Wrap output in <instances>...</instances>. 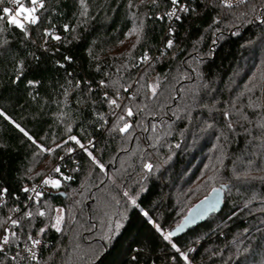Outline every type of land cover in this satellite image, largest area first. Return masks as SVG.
Returning <instances> with one entry per match:
<instances>
[{"label": "trees", "instance_id": "trees-1", "mask_svg": "<svg viewBox=\"0 0 264 264\" xmlns=\"http://www.w3.org/2000/svg\"><path fill=\"white\" fill-rule=\"evenodd\" d=\"M86 4L85 17L79 0H52L49 20L27 26L30 38L0 24V111L8 117L0 116V189L8 190L0 236L12 209L26 210L22 188L59 165L73 179L46 193L45 217L23 218L18 231L25 241L46 228L52 246L45 264H186L154 223L167 233L219 188L223 207L172 242L188 254L187 264H264V0L230 9L193 0L195 10L173 27L170 49L167 17L159 19L169 0ZM45 28L64 41L43 37ZM145 53L152 59L134 66ZM142 74L140 83L159 84L157 95L145 88L131 102L128 134L110 131L115 120L104 93L114 98L112 81L127 86ZM99 114L108 121L103 127ZM69 136L93 141L104 169L65 144ZM57 208L64 209L60 232L51 227ZM8 257L1 264H15Z\"/></svg>", "mask_w": 264, "mask_h": 264}, {"label": "snow or ice", "instance_id": "snow-or-ice-1", "mask_svg": "<svg viewBox=\"0 0 264 264\" xmlns=\"http://www.w3.org/2000/svg\"><path fill=\"white\" fill-rule=\"evenodd\" d=\"M153 4L157 2V0H152ZM224 7L226 8H232L234 5L231 2V0H221ZM240 3H247L248 0H239ZM5 3V0H0V5H3ZM8 4L13 5L14 7H7L3 6L0 7V24L5 23L9 27H14L18 30H20L26 38H30L31 33L29 32L28 25L30 26H37L42 23V21L49 20V15L51 13V8L47 6V4L52 3V0H27V5L22 2V0H7ZM169 3L172 6V10L165 13L166 17H174L176 20H181V15L179 13L188 14L191 11H194V8H191L189 4L181 3V0H169ZM79 4L82 7L83 11L80 13L81 16H87V4L86 0H79ZM129 7H133L131 3H129ZM264 15V13H262ZM165 16L159 17V19H164ZM264 23V20L261 21ZM65 32H75V27L70 28L68 24H65L64 26ZM6 29L2 26H0V33H3ZM142 30L141 28H133V33H139ZM42 36L49 38L51 40H54L56 42H63L64 37H61L60 35L56 34L55 30L52 29H43L42 30ZM131 34V33H130ZM173 34L172 30L170 29V35ZM75 38V37H74ZM139 41H137L138 43ZM7 43V41H5ZM45 43H47V39L45 40ZM174 41L172 39H168L166 42L165 47L170 49L173 47ZM135 47V45H133ZM131 55V53H129ZM65 60L71 61V57H65ZM152 58L148 56L146 53L143 54L136 65L138 67L140 64H145L149 62ZM22 71V65L20 66V69ZM17 80H19V76L16 77ZM144 79V75L142 74L134 84H128L127 86H124L120 83L119 80H114L111 83V87L116 89L115 97L113 98L110 96L107 92L104 93V96L102 97V102H106L108 107L113 109V116H114V124L109 129L112 132H119L120 134H128L130 129L133 128V123L130 122L127 118H131L135 115L134 108L131 106V102L135 101L140 92L143 91L145 88L151 92V95L155 97L157 95V89L159 87L158 83H152V84H143L140 83L141 80ZM30 84H34L35 82L30 81ZM79 87V84L77 85ZM101 87H109V85H106L104 81H100ZM138 86V87H137ZM134 91H130V89H134ZM121 89L124 93H128L127 97H124L121 95ZM89 90L91 91V87L89 86ZM120 101H124V103H120ZM139 107L138 105L136 106ZM119 109L120 113H117L115 110ZM0 116L8 118L6 114L3 111H0ZM98 118L100 121H102V127L104 124H107V119L102 115L99 114ZM122 125V126H121ZM16 127L22 132L25 136L28 137L29 140H33V138L19 125L16 124ZM154 128V126H153ZM68 131L71 132V127L68 128ZM69 142H73L75 145L79 146L81 150H83L87 156L91 159L92 163L99 167L101 170L104 169V165L97 160V158L93 155V151L91 149H94L95 144L93 141H89L88 145H85L81 142L80 139H78L76 136H69L68 140H66L64 143L67 144ZM33 143L35 141L33 140ZM178 146V145H177ZM38 147L41 148V151L43 152H54L56 149H47L43 146L38 145ZM64 146L62 144H58L56 148H63ZM68 154H71L74 149L73 148H67L65 150ZM63 159V157H61ZM144 168L151 172L153 169V165L151 163H145ZM73 171H79V169H73ZM54 172L60 174V178L57 179H51V178H45L43 180V185H51L53 188H59L61 187V180L63 181H70L73 179L72 176L63 175L61 172V168L59 166H56L54 168ZM39 175V173H38ZM22 191L25 193H34L33 195H29L27 199L31 201L29 205L26 206V210L21 213V215L15 219H13L11 216L8 217L7 221H4L3 223H9V227L4 228V235L0 237V257H6L8 248L11 247L17 240L18 236L13 229L17 228H23L24 226L21 224V220L25 217L32 218L33 215H38L39 217H45L46 212L44 210H41L42 208V201L41 198L43 197V192L38 191L37 188H31L28 187L22 188ZM8 190L6 188L0 189V200H3L4 197L7 195ZM127 195V193H125ZM133 205L136 204V201L132 200ZM34 206H40L35 208V212L30 210ZM13 212H20L19 208L12 209ZM57 215L54 217V223H52L51 227L54 228L57 232L62 231L61 224L63 221V208H57L55 209ZM145 216H147V213H144ZM191 215V214H190ZM50 219H53L50 216ZM185 223H187V218H185ZM0 227H2V224H0ZM119 227V225H117ZM184 227V224H181L178 226L174 231H168L165 233L161 226L159 224L154 223L155 230L163 237L165 241H168L171 248L174 249L177 253H179L180 257L186 262H188V254L186 252H182L180 248L177 246L176 243L172 242V238ZM46 232V228L41 227L38 230V234L43 235ZM27 242H30V247L26 246L23 251L28 253L27 256L21 257L20 252H17L15 255L8 257L9 260L18 262V257L20 259H30V260H37V255L34 249H36L38 246H40L41 241L39 239H35L31 232L27 233ZM26 242V244H27ZM175 259V257H173Z\"/></svg>", "mask_w": 264, "mask_h": 264}, {"label": "built area", "instance_id": "built-area-1", "mask_svg": "<svg viewBox=\"0 0 264 264\" xmlns=\"http://www.w3.org/2000/svg\"><path fill=\"white\" fill-rule=\"evenodd\" d=\"M192 1H193V0H181V3H182V4L187 3V4H189L190 7H191V3H192ZM215 1H217L218 3H220L221 5H223V3L221 2V0H215ZM248 1H250V0H248ZM231 2H232L233 5H234L233 7H238V6H242V5L245 4V3H240L239 0H231ZM223 6H224V5H223ZM7 7H14V6L11 5V4H7ZM171 10H172V8H171ZM171 10H170V11H171ZM178 14L181 15V17H182L181 20H176L174 17H167V20H168V28H167L166 34H167V36L170 37V38H168V39H172L173 41H174V39H173V37H172L173 34L170 35V29L172 30V33H173V27H174L177 23L181 22L182 19L184 18V16L186 15V14H184V13H179V12H178ZM165 17H166V16H165ZM173 45H174V44H173ZM162 49H163V47H162ZM109 113H112V111H109ZM77 164H79V161H76V162H75V165H77ZM58 166H59V165H58ZM59 167H60V166H59ZM64 169H65L66 172L61 168V172L63 173V175H67V176H69L68 173L71 172V169H69L68 166H65ZM45 178L57 179V178H60V174L55 173V172H54V173H50V174L46 175L45 177H43L38 183L33 184V185H27V186H26V187H28L29 189L35 187V188H37L38 191H42L43 194H44L43 197L41 198V201H42V202H43V198H44V196H45L46 193H48L49 191H51V190H53V189H57V188H53V187H51V185H43V180H44ZM62 181H63V180H61V182H62ZM24 194H25L27 197H28L29 195H33V196H34V193H25V192H24ZM30 203H31V201H29V200L27 199V204L29 205ZM10 216H11L13 219H15V218L19 217L20 214H19V212H13V213L10 214ZM7 227H9V223H6V225H5L4 228H7ZM19 229H20V228L13 229V231H15V232L17 233V236H18V231H19ZM3 235H4V229H3L2 234H1L0 237H2ZM32 235H33V237H34L35 239H39V240L41 241L40 246H38L36 249H34V251L36 252V255H37V260L33 261V260H30V259H20V258L18 257V262H15V264H45L46 254H47L48 250L51 248L52 243H51V241H50L49 239H47L46 237H44V236H42V235H36V234H32ZM26 242H27V238H26L25 241H22V240H20V238L18 237V240H17V241L11 246V247L8 248L7 256H8V255L13 256V255H15L17 252H20V256H21V257L27 256L28 253L24 252L23 249H24L26 246L30 247L31 245H30V242H27V244H26ZM193 250H194V248H191V249H190V252H192ZM3 258H4V257H0V264H1Z\"/></svg>", "mask_w": 264, "mask_h": 264}, {"label": "water", "instance_id": "water-1", "mask_svg": "<svg viewBox=\"0 0 264 264\" xmlns=\"http://www.w3.org/2000/svg\"><path fill=\"white\" fill-rule=\"evenodd\" d=\"M54 196H60L67 198L64 192L54 193ZM224 194L222 188L214 189L211 194L194 206L189 214L185 217L187 218V223H185V218L178 225L184 224V227L173 237L178 238L183 235L190 228L194 227L197 223L208 218L212 213L220 210L223 207ZM191 214V215H190ZM178 226L173 227L170 231H174Z\"/></svg>", "mask_w": 264, "mask_h": 264}, {"label": "rangeland", "instance_id": "rangeland-1", "mask_svg": "<svg viewBox=\"0 0 264 264\" xmlns=\"http://www.w3.org/2000/svg\"><path fill=\"white\" fill-rule=\"evenodd\" d=\"M27 5V4H26ZM130 91H132V89H130ZM120 112V110L119 109H117V113H119ZM56 216V215H55Z\"/></svg>", "mask_w": 264, "mask_h": 264}]
</instances>
